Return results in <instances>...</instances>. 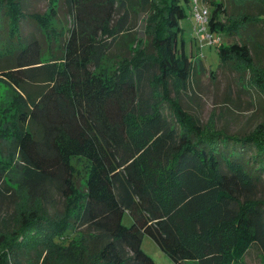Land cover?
I'll return each mask as SVG.
<instances>
[{"label": "trees", "instance_id": "trees-1", "mask_svg": "<svg viewBox=\"0 0 264 264\" xmlns=\"http://www.w3.org/2000/svg\"><path fill=\"white\" fill-rule=\"evenodd\" d=\"M76 1L81 25L71 30L58 61L44 60L39 39L22 34L27 17L48 28L43 15L26 12L22 0H0V83L11 94L0 101V264H59L42 256L56 237H71L94 256L88 264H155L142 246L145 234L173 264H246L254 244L264 264V198L257 195L264 128L228 133L190 120L180 108L172 119L164 112L165 83L187 82L194 68L178 41L186 15L181 0H101L99 29L85 13L86 0ZM206 1L213 6L211 31L232 35L252 23L264 26V0L258 12L245 9L233 20L222 0ZM145 13L146 34L155 21L153 50L127 58L112 74L98 71L91 35L108 27L132 31L135 16ZM251 49L242 37L223 43L221 63L254 66ZM254 67L253 80L264 90V67ZM29 82L39 89H28ZM74 158L88 163L80 189ZM79 191L85 194L74 216L68 209ZM54 192L68 202L60 216L51 210ZM126 210L130 224L123 222Z\"/></svg>", "mask_w": 264, "mask_h": 264}, {"label": "rangeland", "instance_id": "rangeland-1", "mask_svg": "<svg viewBox=\"0 0 264 264\" xmlns=\"http://www.w3.org/2000/svg\"><path fill=\"white\" fill-rule=\"evenodd\" d=\"M203 4V0H199ZM227 7L225 14L228 19H241L245 9L250 13H256L260 9V0H222ZM76 0H22V6L26 12H34L43 15L48 23V28L42 30L35 20L27 17L21 21L22 34L29 36L32 33L39 39L43 48V59H56L61 61L65 52V41L73 28L79 29L78 9ZM98 2L101 0H86V14L90 17L92 27L99 29L103 24L96 15ZM186 15L181 19V31L178 35L179 45L184 43L185 51L192 54L194 68L187 82L180 84L169 80L165 83L168 89L169 98H165L164 112L168 117H176L178 108L186 114L190 120L196 119L202 125H210L215 129H224L228 133H248L258 127L264 128V90H261L253 75L256 63L264 67V26L263 22L252 23L240 32L226 35L220 31H212L215 42L210 43V38L205 32L198 33L195 30V16L193 11V0H181ZM204 2L213 9L211 3ZM79 3V2H78ZM123 10L115 13V19L120 17ZM148 14L135 16L132 31L109 32L108 28L99 30L91 35L92 40L98 46L99 64L97 70L102 73L112 74L118 65L127 58L143 55L153 50L152 31L155 21L149 24L145 33V22ZM150 21V19H149ZM116 22V21H115ZM111 21V26L118 27ZM98 27V28H97ZM93 31V30H92ZM211 31V30H210ZM116 33V34H115ZM1 35L7 39L6 30L2 28ZM241 37L249 39L253 54L252 65H234V61L221 63L219 47L224 43L241 41ZM199 58V59H198ZM95 61V60H94ZM40 84L35 82L27 83L30 90L39 89ZM11 98L9 87L0 83V101L3 103ZM9 117V112H5ZM259 129V128H258ZM76 167L77 185H85L88 163L85 159L74 158ZM24 200H27L23 190H19ZM80 192V191H79ZM76 199V203H70V213L74 216L77 213L78 204L84 199V192ZM258 197L264 198V182L259 186ZM54 205L52 212L63 214L67 207V200L54 192ZM6 210L12 209L9 196L3 200ZM70 217V215H69ZM123 222L130 224L132 215L128 210L124 212ZM80 229H84L78 226ZM77 229H70L71 236L78 232ZM56 242L50 241L42 250V256L49 254L59 264H88L94 256L89 257L70 241L71 237H56ZM70 241V242H69ZM143 248L152 255L155 264H173V258L164 251L149 234H145L142 241ZM262 248L260 244H254L245 257L246 264H262ZM84 255V256H83ZM35 259V255L33 256ZM90 259V260H89ZM42 260V257L41 259Z\"/></svg>", "mask_w": 264, "mask_h": 264}, {"label": "built area", "instance_id": "built-area-1", "mask_svg": "<svg viewBox=\"0 0 264 264\" xmlns=\"http://www.w3.org/2000/svg\"><path fill=\"white\" fill-rule=\"evenodd\" d=\"M193 11L195 16V30L200 32H205L206 35L210 38V43L215 42L212 31H210L208 22L210 18V7L203 2L200 4L199 0H193Z\"/></svg>", "mask_w": 264, "mask_h": 264}]
</instances>
